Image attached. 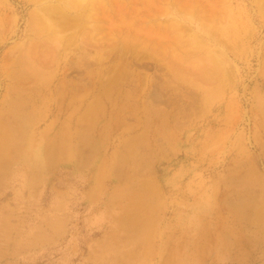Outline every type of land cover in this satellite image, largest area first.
Returning a JSON list of instances; mask_svg holds the SVG:
<instances>
[{"label":"rangeland","instance_id":"1","mask_svg":"<svg viewBox=\"0 0 264 264\" xmlns=\"http://www.w3.org/2000/svg\"><path fill=\"white\" fill-rule=\"evenodd\" d=\"M39 1L0 0V264H264V0Z\"/></svg>","mask_w":264,"mask_h":264},{"label":"bare ground","instance_id":"2","mask_svg":"<svg viewBox=\"0 0 264 264\" xmlns=\"http://www.w3.org/2000/svg\"><path fill=\"white\" fill-rule=\"evenodd\" d=\"M261 1V0H260ZM39 2H41V0L39 1ZM58 4H56V6H57V8L59 9V10H61L63 13H65V15L67 14V13H70L71 12V10H75V13H80V12H82V14H83V16L86 18V19H91V16H92V9H93V7H94V2H95V0H58ZM260 4V3H259ZM53 6V5H52ZM45 6L43 5V8H44ZM46 8V7H45ZM54 8H56V7H54ZM37 9V8H36ZM39 9H42V8H39ZM43 10V9H42ZM46 12V11H45ZM36 13V12H35ZM34 14V13H33ZM48 14V13H47ZM58 14V13H57ZM38 15V14H37ZM81 16V15H80ZM34 18H35V24L34 25H36V26H34L35 28H36V30L38 29V30H40V31H43V32H45V36H46V38H45V40L46 39H48V40H50L51 39V41H53V40H55L56 41V38H58V34L56 33V31H57V29L55 28V26L53 27L52 26V24H51V22H49V20H48V18H45V16L44 15H38V16H36V15H34ZM1 22V21H0ZM54 25V24H53ZM38 27V28H37ZM87 27V26H86ZM39 33V32H38ZM41 36V35H40ZM166 38V37H165ZM59 39H61V38H59ZM197 43V41L194 43V44H196ZM182 47V46H181ZM212 51V50H211ZM181 52V51H180ZM197 52V51H196ZM208 52V51H207ZM206 52V53H207ZM172 53V52H171ZM177 53V52H176ZM201 53H202V51H201ZM186 54V53H185ZM193 54V53H192ZM172 55H174V54H172ZM187 55V54H186ZM206 55V54H205ZM35 56V55H34ZM207 56V55H206ZM180 57V56H179ZM188 57H190V56H188ZM23 59H24V57H23ZM174 59V58H173ZM175 59H177V58H175ZM180 59V58H179ZM200 60V59H199ZM208 60L212 63H210V65H208L209 63H206L207 64V66H205V67H201L202 69H199V72L202 74L203 73V76H204V80L205 81H213L214 79H217V78H220V77H222V75H223V73H222V65H223V63H224V59L221 57V55L220 56H214V55H212L210 58H208ZM34 61V60H33ZM32 61V62H33ZM44 61V60H43ZM201 61V60H200ZM14 62H16V61H14ZM175 62V61H174ZM178 62V61H177ZM183 62V61H182ZM203 62V61H202ZM186 63V62H185ZM188 63V62H187ZM4 64V63H3ZM181 64V63H180ZM8 65V64H7ZM17 65V64H16ZM190 65V64H189ZM188 65V66H189ZM196 65H197V63H196ZM19 66H20V63H19ZM34 66V65H33ZM36 66V65H35ZM31 67H32V65H31ZM192 68V67H191ZM31 69H33V68H31ZM196 69H198V68H196ZM14 70V69H13ZM28 70V69H27ZM35 71V70H34ZM4 72H5V70H4ZM11 72V71H10ZM37 72V71H36ZM13 73V72H12ZM21 73V72H20ZM31 74V73H30ZM178 74V73H177ZM9 75V74H8ZM21 75V74H20ZM29 75V74H28ZM27 75V76H28ZM176 75V74H175ZM19 78V77H18ZM13 80V79H12ZM40 87V86H39ZM63 87V86H62ZM216 87V86H215ZM42 89V88H41ZM35 92V91H34ZM40 93L42 92V91H39ZM206 92H208V91H206ZM205 92V93H206ZM43 93H45V92H43ZM48 93V92H47ZM50 93V92H49ZM43 95V94H42ZM46 95V94H45ZM38 96V95H37ZM209 96V95H208ZM35 97V96H34ZM48 97H50L49 96V94H48ZM64 97V96H63ZM37 98V97H36ZM99 99V98H98ZM35 100V99H34ZM53 100V99H52ZM65 100V99H64ZM51 101V100H50ZM57 101V100H56ZM65 102V101H64ZM53 103V102H52ZM54 103H56V102H54ZM94 103V102H93ZM37 105V104H36ZM50 105V104H49ZM64 105V104H63ZM146 107V106H145ZM63 108V107H62ZM61 108V109H62ZM76 108V107H75ZM96 108V107H95ZM99 108V107H98ZM77 109V108H76ZM90 110V109H89ZM72 112V111H71ZM88 112V111H87ZM86 113V112H85ZM91 113V112H90ZM74 114V113H73ZM98 114V113H97ZM94 115V114H93ZM69 116V115H68ZM68 116H65V117H68ZM71 116H73V115H71ZM70 116V117H71ZM93 117V116H92ZM76 120V119H75ZM74 120V121H75ZM102 120V119H101ZM91 121H92V119H91ZM90 121V122H91ZM76 123V122H75ZM68 125V124H67ZM77 125V124H76ZM70 126V125H69ZM85 126V125H84ZM66 127H68V126H66ZM99 127V126H98ZM69 129H70V127H69ZM74 129H76V128H74ZM117 129V128H116ZM68 132V131H67ZM75 132V131H74ZM64 133H65V131H64ZM71 134H73V133H71ZM37 135H38V133H37ZM85 135H86V133H85ZM42 136V135H41ZM1 137V136H0ZM44 137V136H43ZM67 137V136H66ZM39 138V137H38ZM1 139V138H0ZM62 141V140H61ZM39 142V141H38ZM72 143H74V142H72ZM135 143V142H134ZM51 144V143H50ZM57 144V143H56ZM71 145V144H70ZM249 197V196H248ZM255 197V196H254ZM253 198V197H252ZM246 199V198H245ZM249 199V198H248ZM247 199V200H248ZM245 201V200H244ZM250 201H252L251 199H250ZM235 205H237L236 203H235ZM261 209V208H260ZM119 229V228H118ZM116 234V233H115ZM100 264V263H99ZM102 264V263H101Z\"/></svg>","mask_w":264,"mask_h":264}]
</instances>
